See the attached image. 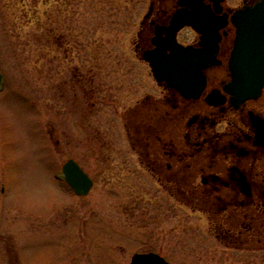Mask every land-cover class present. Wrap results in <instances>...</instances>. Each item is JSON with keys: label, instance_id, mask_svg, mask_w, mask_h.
Here are the masks:
<instances>
[{"label": "rangeland", "instance_id": "1", "mask_svg": "<svg viewBox=\"0 0 264 264\" xmlns=\"http://www.w3.org/2000/svg\"><path fill=\"white\" fill-rule=\"evenodd\" d=\"M147 10L148 0H0V264H131L135 254L150 252L170 264H264V254L260 261L225 250L198 214L168 203L145 178L132 192L103 176L84 198L58 178L71 158L93 173L101 156L130 155L121 129L104 126L113 148L101 154L92 141L85 153L80 139L64 145L62 116L60 147L44 120L50 86L76 73L80 60L95 75L98 64L110 72L114 66L120 79L147 77L154 86L132 48Z\"/></svg>", "mask_w": 264, "mask_h": 264}, {"label": "flooded vegetation", "instance_id": "2", "mask_svg": "<svg viewBox=\"0 0 264 264\" xmlns=\"http://www.w3.org/2000/svg\"><path fill=\"white\" fill-rule=\"evenodd\" d=\"M189 1L205 11H188L183 18L193 19L200 27L213 25L209 34L206 29L186 25L176 35L177 44L184 48L210 51L209 59L202 61L205 68L199 92H182L167 82L159 83L144 60L145 53L157 49L159 40L168 38L167 31L180 11L187 9L182 3ZM260 1L148 0V10L139 23L132 48L137 63L150 69L153 87L146 86L147 77H143L142 86L143 81L125 75L120 79L114 66L110 72L98 64L95 75L85 60L76 63L73 75L70 71L68 76L62 75L61 85L53 81L48 94L49 120L46 123L43 115L42 119L54 146L60 147L64 141L71 148L80 139V146L87 153L88 143L94 141L103 154L113 148V139L107 140L103 135V127L109 126L124 131L130 154L106 159L101 156L93 173L77 159H69L93 181L90 193L78 196L63 176L58 177L76 197H88L96 179L103 176L117 178L119 187H129L132 192L136 191V180L145 178L168 203L180 209L187 206L198 214L207 223L208 237L216 239L225 250L261 261L264 88L259 96L245 100L228 90L233 82L231 59L237 39L233 17ZM63 42L59 38L55 44L63 48ZM39 103L34 99L36 107ZM61 116L63 141L59 136Z\"/></svg>", "mask_w": 264, "mask_h": 264}, {"label": "water", "instance_id": "3", "mask_svg": "<svg viewBox=\"0 0 264 264\" xmlns=\"http://www.w3.org/2000/svg\"><path fill=\"white\" fill-rule=\"evenodd\" d=\"M182 5L187 9L180 11L171 30L167 31L168 38L159 40L157 49L145 53L144 60L150 64L152 73L159 83L167 82L182 92L190 89L199 92L203 86L200 76L205 68L202 61L209 59L210 51H192L184 48L177 44L176 35L186 25L197 30L206 29V33L209 34L213 30V25L200 27L192 22L193 19L183 18L182 15L188 11L198 12L205 9L191 1L183 2ZM233 23L237 28V39L231 59L233 82L228 90L240 100H245L259 96L264 88V0L252 7L239 10L233 17ZM3 81L4 77L0 73V88ZM63 176L78 196H87L92 190L93 181L73 160L63 166ZM131 264L170 263L159 254L144 253L135 254Z\"/></svg>", "mask_w": 264, "mask_h": 264}]
</instances>
